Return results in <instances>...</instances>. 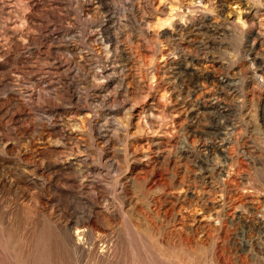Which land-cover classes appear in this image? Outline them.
<instances>
[{
    "label": "rangeland",
    "instance_id": "374dc122",
    "mask_svg": "<svg viewBox=\"0 0 264 264\" xmlns=\"http://www.w3.org/2000/svg\"><path fill=\"white\" fill-rule=\"evenodd\" d=\"M0 264H264V0H0Z\"/></svg>",
    "mask_w": 264,
    "mask_h": 264
},
{
    "label": "bare ground",
    "instance_id": "6f19581e",
    "mask_svg": "<svg viewBox=\"0 0 264 264\" xmlns=\"http://www.w3.org/2000/svg\"><path fill=\"white\" fill-rule=\"evenodd\" d=\"M240 18V17H239ZM259 34V33H258ZM257 53V52H256ZM199 77V76H198ZM261 77V76H260ZM218 99V98H217ZM215 100V99H214ZM227 128V127H226ZM65 136V135H64ZM209 161V160H208ZM222 166V165H221ZM208 191V190H207ZM225 193V192H224ZM232 198V197H231ZM219 200V199H218ZM236 201V200H235ZM244 202V201H243ZM242 204V203H241ZM220 205H221V203H220ZM241 206V205H240ZM254 208V207H253ZM216 212V211H215ZM219 220V219H218ZM60 224V223H59ZM67 223H65L64 224V226L66 225ZM226 226V225H225ZM64 228V227H63ZM82 228V227H81ZM81 228H75V230L74 231H72L73 232V235L75 236V238L76 237H78V238H81L83 235H84V230L83 229H81ZM251 230V229H250ZM152 240V239H151ZM251 246V245H250ZM160 250V249H159ZM252 250V249H251ZM250 251V250H249ZM158 252V251H157ZM157 252H156V254H157ZM198 255V254H197ZM250 258V257H249Z\"/></svg>",
    "mask_w": 264,
    "mask_h": 264
}]
</instances>
